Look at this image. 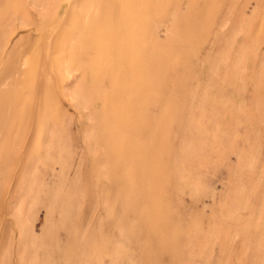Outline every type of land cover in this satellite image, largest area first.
Wrapping results in <instances>:
<instances>
[{
	"label": "rangeland",
	"instance_id": "obj_1",
	"mask_svg": "<svg viewBox=\"0 0 264 264\" xmlns=\"http://www.w3.org/2000/svg\"><path fill=\"white\" fill-rule=\"evenodd\" d=\"M0 264H264V0H0Z\"/></svg>",
	"mask_w": 264,
	"mask_h": 264
}]
</instances>
